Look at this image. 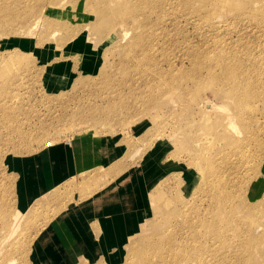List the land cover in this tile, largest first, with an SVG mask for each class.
Listing matches in <instances>:
<instances>
[{
    "label": "rangeland",
    "instance_id": "1",
    "mask_svg": "<svg viewBox=\"0 0 264 264\" xmlns=\"http://www.w3.org/2000/svg\"><path fill=\"white\" fill-rule=\"evenodd\" d=\"M73 1L48 11L66 9L65 23L56 25L55 38L65 40L58 49L45 37L35 51V38L0 26L1 71L18 55L30 65L16 76L19 68L0 71V264H36L38 229L91 199L73 179L67 189L36 192V154L82 135L112 136L122 148L121 163L140 168H129L138 173L126 187L144 195L145 211L122 247L76 259L79 264H264V0L249 8L230 0L232 9L227 0H203L206 60L196 71L202 62L185 58L179 46L199 40L197 20L160 24L149 45L134 44L117 11L124 0ZM0 2L18 16L28 7L25 0ZM199 3L193 0V15ZM163 13L156 6L155 23ZM87 19L100 26L112 20L104 36L121 35L100 42ZM40 21L38 34L48 29L44 16ZM66 58L76 78L56 91L46 70ZM227 93H240L242 104Z\"/></svg>",
    "mask_w": 264,
    "mask_h": 264
},
{
    "label": "crops",
    "instance_id": "2",
    "mask_svg": "<svg viewBox=\"0 0 264 264\" xmlns=\"http://www.w3.org/2000/svg\"><path fill=\"white\" fill-rule=\"evenodd\" d=\"M46 71L51 77L49 87L56 91L65 89L68 86H62L76 78L74 63L69 58L50 63ZM121 152L122 148L112 136L82 135L70 143L51 146L36 154L39 170L36 192L43 194L44 190L49 195L57 188L67 189L66 183L73 179L78 191L85 189L83 196L88 193L85 198L91 197L63 209L41 230L33 247L36 264L40 261L79 264L77 260L82 257L90 260L92 255L107 254L123 246L126 237L138 226L145 207L144 195L132 194L126 187L138 172H129L130 167L121 163ZM23 170L27 187L26 169ZM99 175L104 176L98 180ZM96 186L101 190L94 193Z\"/></svg>",
    "mask_w": 264,
    "mask_h": 264
},
{
    "label": "bare ground",
    "instance_id": "3",
    "mask_svg": "<svg viewBox=\"0 0 264 264\" xmlns=\"http://www.w3.org/2000/svg\"><path fill=\"white\" fill-rule=\"evenodd\" d=\"M60 1L61 2L56 1V0H52L48 4H46V3L42 4L44 2V0H25V2L28 5V7H27V9L25 8L24 12L22 14L20 13L19 16L16 15V13H11V11L8 9V7L5 4V2L3 4H1V2H0V26H3V27L8 26L9 28H12L10 30L9 34H11L13 32L15 34L18 33V34H23V35H25L27 37L35 38V42L36 43H35L34 49H33L35 51L38 48L40 50V46L44 44L45 37H47L46 40L49 39L50 42H54L56 46H53V45L52 46L55 49H56V47L58 49L60 46H62V42L65 41V40H64V37L55 38V34H56V30H57L56 25L59 24V23L64 22L63 19L65 18L66 9L64 8L62 10V12L64 14L56 13V12L48 13V11L51 8H57V7L63 8L67 4L66 2H68V0H60ZM78 1L79 0H74L73 3L75 4ZM87 1H88V3L91 2V0H87ZM199 1H200L199 5H198V8H200L199 9V13L197 12V14H195V15L192 14L194 11L191 10L192 9V5L191 4H192L193 0H124L120 4L119 9L117 11H119L121 22L122 23H127L131 27L130 28V29H132V37L131 38H132V40H134V44H139L140 42L144 41L143 43H148V45H149V42H147L146 40L148 39L149 35H151V36L154 35V33H153L154 30H156V29L161 30L162 29L160 27V24H163L164 28H168L170 26V24H172L174 21H177V20L186 21L190 25L195 24V21L197 20L198 21L197 22L198 23L197 29H198V36H199L198 39L199 40H197L195 43H193V41H192L193 38H192V39L188 40L187 42H185L184 46H179V49H182L183 47L186 48V52L184 53L185 54V58H188L189 60H195V61L197 60V61L202 62L199 66H196V69H195V71H196V70H198V68L201 70L205 66V60H206V58H205L206 57L205 32L203 31V29H204L203 23H204L205 17L202 15L203 14V7H204L203 2L204 1L203 0H199ZM259 1L260 0H244V2L242 3V7L243 8L252 7L253 4L259 3ZM261 1H263V0H261ZM51 3H54V4L51 5ZM62 3H65V4H62ZM160 4L163 5V11H164L163 15L165 16V18H164V20L159 19L158 22L155 23V19L153 18V15H154L153 13L155 11L156 6H158ZM87 5H90V4H86V6ZM226 5L230 6L231 9L233 8L232 7L233 6L232 5V1H230V0L226 1ZM88 15H90V14H88ZM88 15H86V18H89ZM42 16L45 17V22L47 23L48 29H47V31L45 33L38 34V30H39V28L41 26L40 25L41 24L40 19H41ZM87 21L88 22H86V25H85L86 27L91 26L92 23L95 24V28L97 29V32H99V34H101L103 36V38H102V40L100 42H104L105 38H106V40L108 42L114 41L115 39H117V37H119L121 35V33L119 31H117V30L114 31L113 30L112 33L108 32L106 34V36H104L103 32L105 31V29H108L112 25V20L108 21V22H105V24H102L101 26L99 24L98 19H95L93 21H89V19H87ZM131 21L134 22L135 24L131 25ZM14 24L16 26H14ZM84 29L87 30V28H84ZM133 29L135 30L134 32H133ZM37 34H38V36L36 37ZM127 34H128V32L123 33L124 36L127 35ZM43 51H45V50H43ZM105 52H107V51H105ZM21 54L23 56L27 57L26 54H23V53H21ZM21 57H20V55H18V59L15 60L11 65L9 64L7 67H4L2 69V71L0 69L1 74L5 75L3 73V71L6 72V69L8 67H11V66L15 67V68H19V69H17V71H16L17 74H15V76L16 75H20V73H23V72L27 71L26 67H28L30 65H27V66L24 65L22 63ZM35 57L36 56H34V58ZM47 59L50 61V60H53V57H48ZM231 65H228V68H230ZM20 66H22V67H20ZM233 70H235V69H233ZM3 79L1 81H3ZM203 84H204V81H203ZM240 87H241V84H240ZM171 94H173V93H171ZM171 94H169V95H171ZM225 95L229 99L230 98L233 99V104L234 105L235 104L239 105V103L242 104L241 100L243 98L239 97V99H241V98L242 99L238 100V96L240 95V93H238L236 98L233 97L230 93H227ZM167 96H168V94H167ZM171 98H172V96H171ZM190 99H192V98H190ZM193 99H195V96H194ZM192 100H190V101H192ZM174 102H176V101H174ZM187 102H188V98H187ZM205 104L207 106H209V102H206V100H205ZM235 108L237 110V106H235ZM235 116L236 115H234V114L230 115V119L231 120H235ZM33 156H35V155H33ZM18 160H20V159H18ZM35 160H36V158H35ZM25 162H26V164H29L30 166H32V163H31L30 159L25 161ZM16 164H18V163H16ZM19 165L20 164H18V166ZM23 190L24 189H21L20 192H22ZM23 194H24V192H23ZM23 194L21 195L22 197H24ZM18 195L20 196V194H18ZM30 200L31 199H29L28 201H30ZM0 219H1V217H0ZM53 222H55V221H53ZM47 224L48 223H44L43 227L45 228V226ZM32 230H33V228H32ZM40 232H41V229L39 228L36 234H38ZM29 245H30V243H29ZM25 247H27V246H25ZM28 249H27V251H28ZM166 252H167V250H165L163 253H166Z\"/></svg>",
    "mask_w": 264,
    "mask_h": 264
}]
</instances>
